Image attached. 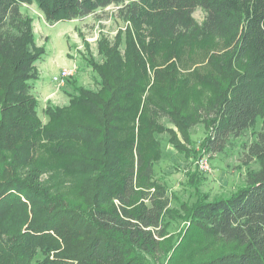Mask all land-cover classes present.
I'll return each mask as SVG.
<instances>
[{
	"label": "trees",
	"instance_id": "16d2710c",
	"mask_svg": "<svg viewBox=\"0 0 264 264\" xmlns=\"http://www.w3.org/2000/svg\"><path fill=\"white\" fill-rule=\"evenodd\" d=\"M33 3L49 25L114 6L131 27L98 42L99 62L88 59L98 89L71 82L66 106L45 107L46 123L33 95L43 49L21 12ZM204 38L234 41L212 61L221 81L198 71L178 80L170 61L179 44ZM258 120L261 130L241 143L244 187L210 199L196 166L185 183L190 199L174 195L170 204L155 179L168 157L163 134L198 160L225 153ZM197 125L205 131L198 149ZM45 156L83 204L44 183ZM181 222L234 247L190 264H264V0H0V264H169L175 242L165 236Z\"/></svg>",
	"mask_w": 264,
	"mask_h": 264
},
{
	"label": "rangeland",
	"instance_id": "374dc122",
	"mask_svg": "<svg viewBox=\"0 0 264 264\" xmlns=\"http://www.w3.org/2000/svg\"><path fill=\"white\" fill-rule=\"evenodd\" d=\"M21 12L33 20L36 45L41 46L43 49V55L35 64L38 70V80L34 83L33 95L38 100V116L43 123H46L45 107L48 104L60 107L66 106L70 95L74 93V86L72 85L75 84L92 90L98 89V77L88 65V59L92 58L94 61L99 62L98 42L105 39L111 43L119 32H122L123 35L126 28L131 27L117 18L114 6L98 10L82 19L59 21L54 25L45 22L42 12L34 3L23 5ZM204 17L203 9L196 7L192 13L194 22L201 25ZM148 40L149 38H146V42ZM233 43L234 41L230 38L226 40L204 38L200 43H192V46L179 44L180 54L174 56L170 61L176 64L177 79L179 80L184 75L198 71L201 75L212 76L215 80L221 81L220 77H215L217 71L215 67L212 68V61L229 51L233 47ZM124 49L123 41L120 46L121 52ZM63 68H76V71L69 78V83L65 80L64 85L57 88L52 78L58 75ZM71 82H74V84H70ZM185 87L187 86L185 85ZM259 130H261V124L258 120L255 128L249 130L241 140L230 146L225 153L206 155L210 171L202 172L198 168L197 171L203 176L199 188L202 192L208 193L210 199L216 196L229 195L238 188L244 187L249 168L243 164L244 157L241 154V143L252 141L255 133ZM191 136L198 149L199 142L205 136L203 126H195L191 130ZM166 137L167 135L163 134L161 142L168 157L156 165L155 179L160 184H165L168 189L167 194L170 197V204H172V196L174 195L182 200L190 199V193L185 183L187 174L197 166V160L179 154L176 149L164 142ZM45 159L49 165L47 172L42 176L44 183L53 192L62 194L68 203L83 204L78 192L66 180L67 177L64 172L54 167L55 162L50 157L45 156ZM250 168L256 170L257 166L251 163ZM187 226V222L177 223L170 228L165 236L166 240L175 242V248H173V251L176 252L175 260L169 264L204 262L217 255L229 253L234 249L232 245L214 240L199 229L187 230ZM165 264H167V261Z\"/></svg>",
	"mask_w": 264,
	"mask_h": 264
},
{
	"label": "built area",
	"instance_id": "2783aa9c",
	"mask_svg": "<svg viewBox=\"0 0 264 264\" xmlns=\"http://www.w3.org/2000/svg\"><path fill=\"white\" fill-rule=\"evenodd\" d=\"M76 71V68L69 69V68H63L59 72L58 75L54 76L52 78V81L56 84L57 88L59 86H63L65 83V80L72 77ZM197 168L202 172H208L210 171V167L208 164V157L206 155H203L198 158L196 161Z\"/></svg>",
	"mask_w": 264,
	"mask_h": 264
}]
</instances>
